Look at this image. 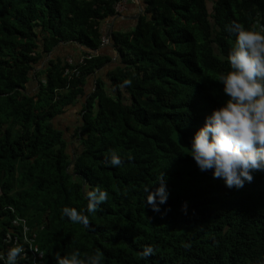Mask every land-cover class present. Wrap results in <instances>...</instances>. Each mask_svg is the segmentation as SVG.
I'll return each instance as SVG.
<instances>
[{"label": "trees", "instance_id": "16d2710c", "mask_svg": "<svg viewBox=\"0 0 264 264\" xmlns=\"http://www.w3.org/2000/svg\"><path fill=\"white\" fill-rule=\"evenodd\" d=\"M121 1L0 0V202L15 210L8 219L36 229L43 264L71 250L99 251L102 264H264V171L228 188L188 155L226 100L217 80L230 70L232 25H264V0H145L132 31L109 34L118 66L86 96L87 80L112 58L95 53ZM62 44L83 47L84 63L44 62ZM84 97L68 137L56 120ZM110 149L121 166L107 162ZM163 173L168 199L153 211L148 190ZM86 185L108 192L87 227L62 214L87 207ZM147 245L155 252L145 259Z\"/></svg>", "mask_w": 264, "mask_h": 264}, {"label": "clouds", "instance_id": "9594fccd", "mask_svg": "<svg viewBox=\"0 0 264 264\" xmlns=\"http://www.w3.org/2000/svg\"><path fill=\"white\" fill-rule=\"evenodd\" d=\"M232 30L236 40L227 54L230 70L218 78L226 96L224 103L205 118L204 126L193 136L190 155L202 172L211 171L213 178L223 179L228 188H242L251 183L253 172L264 171V25L259 23L246 27L234 22ZM221 59L225 57L221 56ZM113 167L123 161L117 152L109 150L107 160ZM151 187L147 204L153 211L168 199L165 173L157 177ZM154 184V185H155ZM85 209L65 207L62 214L73 223L89 226V215L99 210L108 200V192L99 186H85ZM158 201V203H157ZM154 248L147 245L141 256L154 255ZM24 254L23 245L8 249L6 258L0 253L4 264H19ZM102 253L81 256L79 250H71L63 256H55L56 264H102Z\"/></svg>", "mask_w": 264, "mask_h": 264}, {"label": "crops", "instance_id": "0c3cea01", "mask_svg": "<svg viewBox=\"0 0 264 264\" xmlns=\"http://www.w3.org/2000/svg\"><path fill=\"white\" fill-rule=\"evenodd\" d=\"M126 1V6L123 11L118 12L115 16L108 18L102 23V31L103 33L111 34L112 31H132L137 25L139 17L144 14L146 5L145 0H124ZM111 44V43H110ZM110 44L101 47L95 54L111 56V60L102 69L96 71L93 76H91L86 83V96L89 93H92L96 87L97 80L102 78L104 81H108V73L113 70L116 66H118L119 62V54L113 48L111 49ZM82 52H85V49L80 45H71V44H62L53 49V51L45 57V61H49L52 59H68L72 58L75 62H80L82 59ZM109 82V81H108ZM37 82L33 83L30 87L31 91L37 89ZM86 97L80 100V104H77L75 107H68L64 114L59 117L56 121L60 128H62L66 136H70L69 131L75 128L77 122L81 120L83 103L85 102ZM64 127V128H63ZM70 140V139H69Z\"/></svg>", "mask_w": 264, "mask_h": 264}, {"label": "built area", "instance_id": "2783aa9c", "mask_svg": "<svg viewBox=\"0 0 264 264\" xmlns=\"http://www.w3.org/2000/svg\"><path fill=\"white\" fill-rule=\"evenodd\" d=\"M125 6L126 1L124 0L117 4V12L123 11L125 9ZM109 42V33L105 32L102 37V46L109 44ZM91 58L92 57L90 56L88 57V59ZM84 60L85 58H82L79 64L84 63ZM67 62L70 65H76L72 58H68ZM1 194L2 190L0 188V197ZM8 210H10L12 213H15L13 207L3 205L0 202V213H4L5 215L3 216L2 214H0V253H3L6 258L8 249L16 246L17 244H20L24 247V254L22 255L21 259H24L27 264H43L44 252L40 250L39 246L36 244L38 235L36 229L28 224L26 218L15 216V218L8 219ZM0 264H4L3 259H0Z\"/></svg>", "mask_w": 264, "mask_h": 264}]
</instances>
